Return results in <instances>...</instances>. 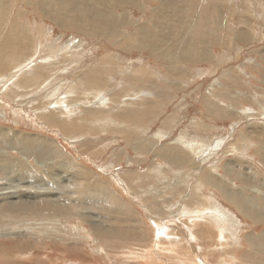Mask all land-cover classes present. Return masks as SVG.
Returning a JSON list of instances; mask_svg holds the SVG:
<instances>
[{
	"label": "rangeland",
	"instance_id": "1",
	"mask_svg": "<svg viewBox=\"0 0 264 264\" xmlns=\"http://www.w3.org/2000/svg\"><path fill=\"white\" fill-rule=\"evenodd\" d=\"M0 10V131L39 141L0 135V264H264V0ZM187 35L211 37L212 57L191 63ZM215 87L229 95L211 117ZM10 201L49 215L3 213Z\"/></svg>",
	"mask_w": 264,
	"mask_h": 264
},
{
	"label": "crops",
	"instance_id": "2",
	"mask_svg": "<svg viewBox=\"0 0 264 264\" xmlns=\"http://www.w3.org/2000/svg\"><path fill=\"white\" fill-rule=\"evenodd\" d=\"M246 38H247V36H244L242 38V40H245ZM212 40L213 39L211 37H206L205 35H200L199 37H191V36L187 35L185 38H181L180 39L179 42H182L183 44L177 45L176 48H180L181 47V49H182V55H186L188 58H190L191 63H193V62H196L197 57L198 56H201V55L206 56L205 59H208V56H207V53L208 52H210V57H212V52H213V50H212ZM237 42H238V40L235 39L233 41L232 47H234V44L237 43ZM207 43H209V47L206 46ZM225 53L226 52L221 53L220 58L224 57L225 56ZM257 54H261V52L260 51H257ZM228 60L229 59H227V57H226L225 62H228ZM179 62H181V61H179ZM181 63H184V62H181ZM210 63H212L211 58H210ZM221 63H222V61H221ZM239 68H240L239 70H241V67H239ZM227 73H230V74H227ZM221 75H233V73L231 71L229 72V71L226 70V71L222 72ZM243 76L244 75H239V79L241 77H243ZM215 89H216V87L214 89L213 88H210V91H213L212 94L208 92L209 95H210V97L208 99H204V106H205V108L209 109V111H210L209 112V116H211V117H213L212 101L213 102L215 101V99H213V97L218 96L219 94L222 95L223 92H224V91H219L218 93L215 94ZM222 89H224V87L221 88L220 90H222ZM228 95H229V92L225 91L224 95H222L220 97H217L218 98L217 100L228 99ZM241 95L239 94V96H241ZM206 100H207V103L208 104H206ZM231 108L232 107H230V109ZM218 111L219 112L223 111L225 113L226 117L229 116L228 109H222V110L221 109L220 110L217 109V112ZM232 124L234 125L233 127H239V123H237V121L236 122H233ZM170 151H171L170 149L169 150L167 149V152L170 153ZM260 152L261 151L258 152L259 158L261 156L260 155ZM164 153H166V152H164ZM255 163H257L258 165L264 167V162L257 161ZM240 165H241L242 171L244 173V179H246L245 178L246 177V173H249V172H251V176H254L252 174L253 173V168H251L249 166H243L242 167V164L239 161V166ZM225 166H227V169L230 168V165H228V163ZM237 166L238 165L236 164L235 167H237ZM211 171H215V169L212 170V168H210L208 170H206V169L203 170V176H202V180L203 181L205 180V178L208 180V177H207L206 174L209 173V172H211ZM213 180L217 182L216 183V185H217L216 189H218L220 191V193L223 194L224 199L227 202H230L229 204L233 205L239 211V206H238V203H239V191H232V190L228 189L227 186H224L223 184H220L219 181H217L215 179H213ZM213 183H210L209 185H212Z\"/></svg>",
	"mask_w": 264,
	"mask_h": 264
},
{
	"label": "bare ground",
	"instance_id": "3",
	"mask_svg": "<svg viewBox=\"0 0 264 264\" xmlns=\"http://www.w3.org/2000/svg\"><path fill=\"white\" fill-rule=\"evenodd\" d=\"M2 11H3V9H1ZM0 10V11H1ZM5 12V11H4ZM7 12V11H6ZM5 14H3V16H4ZM20 15V14H19ZM2 16V17H3ZM21 16H22V14H21ZM2 21V20H1ZM8 42V41H7ZM10 43V42H9ZM15 45H17V46H20V42H15ZM47 62H49V61H47ZM61 104H63V103H61ZM58 107V106H57ZM57 107H52V108H57ZM61 107V106H60ZM69 107V106H68ZM58 109H59V107H58ZM66 109V108H65ZM108 111V110H107ZM56 117H58V116H56ZM68 119V118H67ZM58 120V119H57ZM0 135H4V137H7V138H9V139H12V140H24L23 142H25L26 144H28V145H31V144H35L36 142H38L39 143V141L38 140H36V139H27L26 140V137L24 138V137H21V136H19V135H15V134H10L9 132H2V131H0ZM160 136V135H159ZM28 138V137H27ZM23 144V143H22ZM197 145V144H196ZM169 150V149H168ZM63 156V155H62ZM60 160H64V157L62 158L61 157V159ZM20 164V163H19ZM41 164V163H40ZM43 164V163H42ZM58 168H57V171H59V172H61L62 171V169H61V164L59 163V164H57L56 165ZM43 167L45 168V171L47 172V173H49V170L50 169H54L55 167L51 164V165H46V164H43ZM19 168V167H18ZM70 168H71V170H73L74 169V171H75V169L77 170V168L73 165V163L70 165ZM55 170V169H54ZM53 172V171H52ZM63 172H66L65 171V169L63 168ZM78 172V171H77ZM58 173V172H57ZM74 173V172H73ZM76 173V172H75ZM82 172H78V173H76L77 175L76 176H80V175H78V174H81ZM83 174V173H82ZM253 174V173H252ZM84 175H86V174H83V176ZM75 176V177H76ZM244 178V177H243ZM260 178V177H259ZM206 179V178H205ZM214 182V181H213ZM82 188V187H81ZM99 189H102L101 191H103L104 190V188L102 187V186H100L99 187ZM246 193V192H245ZM57 197V196H56ZM42 198V197H41ZM239 198H240V196H239ZM247 199V198H246ZM244 203H245V201H244ZM242 204V203H241ZM16 205L17 204H13L11 201L10 202H7V203H5V205L3 206V208H2V211H3V213H7V214H15V215H17V214H19V215H21V214H30V215H32V214H37V215H43V216H45V217H48V215H49V211L47 210V208L44 206V204L43 205H36L35 207H29V208H19L20 207V205L17 207V208H15L16 207ZM239 209H240V211H242L243 212V214H244V216L245 217H248V218H250V220H252V221H257L256 220V218H257V215H251V216H249L246 212H245V210L243 209H241V207L239 206ZM250 209V208H249ZM17 210H21V211H17ZM3 248V247H2Z\"/></svg>",
	"mask_w": 264,
	"mask_h": 264
}]
</instances>
